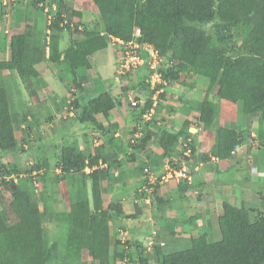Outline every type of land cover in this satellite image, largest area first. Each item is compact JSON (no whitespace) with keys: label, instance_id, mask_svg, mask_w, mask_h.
Returning a JSON list of instances; mask_svg holds the SVG:
<instances>
[{"label":"trees","instance_id":"obj_1","mask_svg":"<svg viewBox=\"0 0 264 264\" xmlns=\"http://www.w3.org/2000/svg\"><path fill=\"white\" fill-rule=\"evenodd\" d=\"M43 1L27 0L29 8H26L29 14H23L18 10V19H21L22 15L25 19H30L32 17L30 15H41L43 9L39 4ZM52 1L59 5L64 0ZM92 2L100 14L104 26L103 33L89 28L80 29L79 25L86 27L83 20L78 21L73 28L71 23L64 22L62 12L56 11L47 26L51 30L48 56L45 28L34 26L33 23H27L25 32L10 37L7 59L1 58L0 37L1 151L15 152L19 144L12 117L15 112L11 109L9 98L10 91L15 86H12L7 78L17 76L23 87L31 90L38 85L39 72L36 65L42 61L47 60L51 65L58 67L65 64L72 74H76L80 68L89 69L92 66L91 56L107 48L112 37L125 42L136 38L138 42L152 44L160 60L167 65L159 69L162 81L177 82L180 75L185 73L188 76L197 75L207 82L203 97L189 101V104L193 115L203 128L214 133L213 144L206 152H197L198 136L197 133L188 131L192 122L187 115L176 132L164 126L152 129L145 125L139 137H134L138 122L132 121L135 122L134 126L125 139L132 155L136 152L144 154L141 171L146 166L150 169L153 167L151 160L154 157L163 164L166 157L179 154L176 147L180 137L189 141L192 154L185 156L188 174H192V169L196 170L200 162H206L211 157L226 159L241 146L249 143L253 134L251 129L223 123L217 103L210 98L212 93L219 99L236 104L245 119L257 117L258 135L262 137L260 126L264 124V0H92ZM74 13L81 17V11ZM4 15V8L0 7V26L5 22ZM35 25H38L37 22ZM136 30H139L137 37ZM64 31L72 37L67 47L61 50L60 42ZM74 34L80 36L73 37ZM3 70H9L10 73L3 75L1 73ZM116 83L119 84L117 79ZM77 86L80 87V82H77ZM121 95H123L121 91L114 95L113 88L108 87L89 93L81 102L75 98L70 103L76 110L74 118L78 119L80 124L92 123L108 137L107 142L113 151L106 154L107 156L118 155L125 148L122 138L114 136L118 123H108L105 126L98 122L96 116L102 114L108 117L109 111L121 104ZM49 98L50 95H47L46 100ZM151 100L145 104L141 111L142 115L151 108ZM64 105L63 98L57 103L55 110L61 112ZM33 108L34 105H26L25 110L35 118L33 124L38 125L37 110L34 111ZM53 115L55 113L48 115L50 120L54 118ZM69 129L67 121L60 122L55 129L56 134L52 137L57 148L59 138L62 139L54 165L55 169H59V173L54 176L52 184L58 185L65 180L70 186L67 212H55L54 201L49 200L51 189L47 181L45 183V176L49 171L47 157L40 160L41 164L37 163L30 167L27 174L18 171L17 166L4 165L0 175V203L4 204L3 192L7 191L10 197L8 208L17 219L13 223L7 222L0 205V264H54L61 252L62 258L78 259L79 264H86L85 253L90 255L92 264L95 261L99 264H109L110 247H117L120 243L131 244L130 246L135 249L126 255L117 252L112 255L113 260L123 258L126 264L154 262L264 264V214L259 213L252 217L253 206L250 208L243 202L238 206L226 199L222 201L223 212L217 218L220 232V238L217 240H209L208 233L204 232L192 238L188 248L173 250L152 244L141 248L135 241L132 243V240H122L120 237L114 239L110 229L111 222L117 217L129 218L130 215L124 214L120 203L109 202L106 206L102 204L101 183L109 174L108 168L96 167L88 173L85 172L86 166L92 168L98 165L100 159L107 160L102 152L104 145L96 146L94 152H91L88 146L84 153L75 139L66 136L70 134ZM59 130L68 132L61 135ZM58 132L60 135L57 136ZM24 141L26 142L25 139ZM155 144L162 150L157 156L153 151ZM181 159L175 155V158H170L169 163L172 167L180 168ZM253 161L257 166L264 168V160L259 162L255 157ZM35 169L36 171H33ZM7 176L10 178L6 180ZM39 178L43 179V189L38 195L34 193L33 181H38ZM87 178L92 181L93 208L84 190ZM75 184L80 188L77 193H74L72 187ZM177 185L180 194L178 199H182L188 189L196 190L197 194L193 195L199 198L201 187L194 179L190 184L183 180ZM152 187V202L159 210H163L168 204H174L173 198L164 199L157 194L158 183ZM136 194L145 195L144 192ZM47 218L68 225L62 251L57 240L48 239L43 226ZM119 230H114L116 236ZM147 248L149 251L144 253Z\"/></svg>","mask_w":264,"mask_h":264},{"label":"rangeland","instance_id":"obj_2","mask_svg":"<svg viewBox=\"0 0 264 264\" xmlns=\"http://www.w3.org/2000/svg\"><path fill=\"white\" fill-rule=\"evenodd\" d=\"M24 1V0H22ZM26 1V0H25ZM52 0H44L42 3V26L41 24L35 25L36 21H33L34 26L47 28V19L48 15L56 14V11L62 12V17L66 20V22L71 23L72 27L74 28L75 24L78 23V21L83 20V22L86 24V27L81 26V29H92L95 31H99L103 33L104 26L101 22L100 14L98 10L96 9L94 3L92 0H73L72 2H68V0H64L61 2V4H55ZM56 2L58 0H55ZM21 1H17L15 4H20ZM15 4H11L10 7L13 8ZM24 5V2H22ZM27 5V3H25ZM29 8L28 6H26ZM26 8V9H27ZM45 9V10H44ZM74 11H81V17L74 13ZM137 31V30H136ZM64 36L60 42V48L64 49L67 47L70 38L72 37L71 34H69L67 31H64ZM135 32V36H136ZM80 35L74 34L73 37H79ZM137 37V36H136ZM132 43L134 47L136 45H141L139 48H137L138 53L142 56L139 63L137 65V68L132 70L125 71L122 74H118L117 70L120 71V59L121 54L123 53L120 51L118 45L116 43H110L109 46L96 53L92 57L93 62V68L95 71V75H98L102 81H99L97 84L94 85V87L97 90L108 88V84H110L113 80H118L119 84L121 85L119 90L118 88L113 89V94L117 95L119 91L123 92V94L127 93L129 97L135 98L138 100L137 106H132L129 104L130 98L128 97H120L121 104L116 105L117 109L121 111L123 115V119L121 121V130L120 133L124 134L126 133L128 137L129 130L132 129L134 124H125L124 121L129 118L130 123L138 122L140 126V134L143 133L144 126L148 125L149 128L155 129L159 126H164L166 129L176 132L180 127L184 119H186L185 115L189 116L191 118V122L196 127V133H202V137L204 136L207 141H211L214 138V133L212 131L206 130L203 128V126L197 121V118L193 115V112L191 110L189 101H194L197 99H201L204 95V91L207 85V82L203 80L202 78H199L197 75L194 76H188L185 73H182L179 77V80L177 82H166V84H163L162 79H157V73H159L160 68H164L166 63L164 61H161L159 58L158 60H153L152 57H156V51L153 49L150 45H143L144 42H138L136 41V38H133ZM119 44V43H118ZM144 48H147L145 51ZM7 48H2V55L1 58H4L5 54L4 51ZM9 53V52H8ZM125 55V53H124ZM144 58V61H143ZM104 63L100 65L99 61H103ZM131 59V56L129 57ZM143 61V62H142ZM119 62V63H118ZM123 62V60H121ZM50 63V62H49ZM38 70L40 72V75L42 76L45 84L47 85L46 90L50 91V93L53 94L55 99H59L58 103L61 102V100L65 99V105L62 108V111H55L54 118L52 120L49 119V116H41L38 118L39 124H33V121L35 120L34 117L29 114V112H26V105H34V102L39 103V99L42 101V99L47 96L44 94L43 90L41 89H35L39 88L34 87V91L31 89H26L23 87L22 83L20 82L19 78L17 76H11L7 78L9 82L12 84V90L10 91V103H11V109L15 113H13L12 117H14V125H15V135L19 141L17 150L15 152H8V151H1L0 150V175L2 174V170L4 165H7L8 167H15L17 166L18 171H21L23 173H28L29 168L33 167L35 164H41L40 160L47 157L49 159L48 161V167L47 169L48 174L45 176V183L47 181L49 185L50 190V201H57L59 198L56 194V188L57 184H52L54 176L58 173L55 172V162L57 160L59 152V147L57 148V144H53L52 137L54 134H56L57 126L60 122L67 121L69 124V127L71 130L75 133L78 130V127L80 123L78 122V119H75L76 113H74L73 116H68V110H67V99L71 100L74 98L73 95L69 93V87L71 89H75L76 99H78L79 102L85 100L88 95L89 91L82 90L80 87L77 86V82L74 81V77H72L71 73L69 72L68 68L65 64L58 65H48V63L40 64L38 67ZM79 71H82L83 73L88 72L86 69H79ZM9 71H5L3 73H8ZM2 73V72H1ZM2 73V74H3ZM39 75V76H40ZM111 81V82H110ZM37 83V82H36ZM161 87V88H160ZM163 88V90H162ZM37 90V91H36ZM155 91V92H152ZM158 91V92H157ZM210 98L217 103L219 112H220V118L223 123H229L234 124L235 127H249L251 129L252 138L250 139L249 143L247 145H244L242 149H240L239 153H245L249 155H257L256 159H259L260 161L264 160V124L260 126L262 127V137H259L258 135V129H259V123L257 120V117L252 118H244L242 116V113L239 111V108L236 104L230 103L226 100L219 99L214 93L210 94ZM50 99V98H49ZM152 99V100H151ZM184 99V100H183ZM148 100L152 101V107L153 112L151 114H147L145 117L141 116V111L144 108L145 104L148 102ZM186 100V101H185ZM56 101V100H55ZM50 102V100L48 101ZM57 103V102H56ZM70 110V106H68ZM184 108V109H183ZM40 109V108H39ZM38 107L34 108L33 110H39ZM56 109V108H55ZM74 109V108H73ZM176 109V110H175ZM180 110V111H179ZM76 112V110L74 109ZM73 111V112H74ZM26 112V113H25ZM184 112V115H182ZM15 114V115H14ZM52 116V117H53ZM135 121V122H132ZM137 124V123H136ZM135 124V125H136ZM23 125V126H22ZM88 126H86L87 129H94V125L92 123H87ZM137 127V126H135ZM96 128V127H95ZM195 131V128L192 130ZM41 132V133H39ZM81 131H78V134ZM39 133V134H38ZM91 135L89 136L91 141L97 142V143H103L106 140V137L103 134H99L96 131H91ZM26 140V142L24 141ZM126 140V139H125ZM24 143V144H23ZM129 146L128 144H126ZM96 147V146H95ZM94 147V148H95ZM209 148V147H208ZM57 150V151H56ZM126 151H129V148L127 147ZM252 165H247L245 168L250 171L252 170ZM33 171H36L33 170ZM32 171V172H33ZM195 171L198 172V169ZM256 173V175H259L258 177L262 180L259 184H254V188L257 191L254 192L255 197L250 196V194L247 192L245 194H241L240 199H242L243 203L246 206H253L251 215L252 217L255 215H258L259 213L264 214V172L259 171H253ZM226 176L232 177H242L246 174L244 170L240 171H234V173L228 172L225 173ZM193 176V175H192ZM224 177V176H223ZM226 177V178H229ZM38 179V178H37ZM42 179V178H41ZM39 178L38 182L40 183V186L38 190L34 193L40 194V192L43 189V179L41 180ZM47 179V180H46ZM194 179V177H193ZM218 179V178H216ZM240 181H244V179H240ZM66 182V181H65ZM157 182V181H156ZM50 183V184H49ZM67 183H61L60 188H62L64 192V203L63 206L69 204L68 201V187L66 186ZM146 186H148L147 182L145 183ZM46 186V184H45ZM250 188V187H249ZM152 192H150L151 194ZM2 198H4V204H1L3 213L5 214L6 220L9 223H13L16 221L17 217L13 213L11 209L8 208V199L9 193L7 191L3 192ZM61 200V197H60ZM238 200V199H237ZM235 201L239 204L240 200ZM234 203V202H233ZM235 203V204H236ZM62 206V207H63ZM40 207H42V204L40 203ZM61 208V207H60ZM65 212V211H63ZM43 226L45 227L47 231V236L49 240H57L60 243V251L64 249V242L65 238L68 232V225L66 223H56L52 221L51 219H45L43 222ZM218 227V226H217ZM211 235L209 236V240H217L220 238V235ZM123 237L127 239V234L123 233ZM62 253V252H61ZM58 254V258L55 261L54 264H79L78 259H71V258H62V254ZM84 257L86 258V264H92L90 255L85 253ZM119 262L118 264H123ZM96 264H99L98 262ZM115 264V263H114Z\"/></svg>","mask_w":264,"mask_h":264},{"label":"crops","instance_id":"obj_3","mask_svg":"<svg viewBox=\"0 0 264 264\" xmlns=\"http://www.w3.org/2000/svg\"><path fill=\"white\" fill-rule=\"evenodd\" d=\"M18 0H15L12 2L15 4ZM21 1L20 4L15 6L13 8L4 7L0 3V7L4 8V17L5 22L3 25L0 26V37H1V50L2 48H7L4 51V58L7 59L9 57V43H10V37L13 34L23 33L25 32L27 23L32 24L33 21H36L37 24H41L42 26V17L39 14L36 15H30L32 16L30 19H25L22 15L21 19H18L17 12L18 10H21L23 14L27 13V9L25 3L26 1ZM24 2V5L22 4ZM10 12V16L8 17L6 15V12ZM29 14V12L27 13ZM1 23V21H0ZM63 50L62 48H60ZM106 49V48H105ZM104 50V49H103ZM102 51V50H100ZM98 51V52H100ZM96 52V53H98ZM94 53L91 56V63L92 66L89 69H86L88 72L85 71L83 73L82 71H79V69L76 71V74H71L72 77L76 78L77 82H80V88L82 90H87L89 93L98 92L94 85L97 84L99 81H102V79L95 75V71L93 68V62L92 57L96 54ZM2 55V51H1ZM100 65L104 63L103 61H99ZM48 63L50 66L51 63L49 61L45 60L36 65V68L40 64ZM81 69V68H80ZM38 70V68H37ZM9 71V70H3V72ZM39 72V70H38ZM8 73H3V75H8ZM40 75V72H39ZM38 85L39 88L35 89H41L43 90L44 94L50 95V102L46 100L47 98H43L42 101L39 99V103L34 102V107L37 108L35 105H38L37 112V118L41 116L48 117V115L55 113V108L58 103L59 99H55L52 93L48 91L47 85L45 84L42 76L40 75L38 78ZM111 82V81H110ZM38 85L36 87H38ZM109 87L119 88L121 85L116 83V80H113L110 84H108ZM34 91V88L32 89ZM101 90V89H100ZM37 91V90H36ZM129 97L127 93L121 95V97ZM53 98V99H52ZM52 99V100H51ZM56 100V101H55ZM57 102V103H56ZM34 109V108H33ZM51 112V113H49ZM32 116V115H31ZM98 122L102 123L103 125H107L108 123H118V128L115 132V137L122 138V144L125 150H123L122 153L118 155L113 156H107L108 154H111L113 149L112 146L107 142L104 141L103 143H97L94 141H91L92 138L89 136L92 134L91 131H96L97 133H102L100 129H98L96 126H94V129H85L87 123H81L78 127L77 132H73L71 134V128L69 129V137H72L78 142V145L80 149L85 153L86 148L89 146V149L91 152H94V147L98 145H104L102 148L103 154L106 156L107 160L100 159L98 162V165L94 167H85V172L88 173L92 169L96 167L100 168H108V176L104 180H102V204L103 206H106L109 202H117L120 203L122 206V210L124 214L130 215L129 218L125 217H117L111 222V233L114 239H119V236H116L114 234L115 229H124L125 233L127 234V239L125 240H132L136 242V245H140L141 248H143L145 245L152 243V246H158V247H168L172 248L173 250H182L186 249L191 245V239L194 237H197L201 233L207 232L208 237L211 235H220L219 229H218V222L217 218L218 216L223 212L222 210V201L223 200H230L234 204L235 201L238 199L240 200L239 204L236 203V205H240L243 201L240 199L241 194L249 193L250 196L255 197V193L257 191L254 188V184H259L262 182V178L260 179L256 175V173L252 172L251 170L248 171L245 166L246 164L249 165L252 162V159L255 158L257 155H249L242 153L240 154V149L243 148L241 146L236 152H234L230 157L226 159H213L210 158V160L206 162H200V166H198L196 169H198V172L192 169V175L194 177V182L198 184L201 187L200 190V196L199 198H196L194 193L197 194V191L194 189H188L182 199H178L179 194V187L178 183H176L174 180H171L167 183H158V182H152L148 175L144 173V171L140 170V167L142 166V161L145 159L144 154L134 153L132 155V152L130 150V147L127 146V142L125 140V137L127 136L126 133L121 134V121H122V113L120 110L117 109V107L113 108L109 111L108 117H104L102 114H98L97 116ZM125 124H128L129 126V118L124 121ZM39 122H37L38 124ZM23 126V125H22ZM137 127L139 124L136 125ZM96 127V128H95ZM140 127V126H139ZM198 130V129H197ZM61 131V135L65 134L68 131L65 130H59ZM78 131H81L78 134ZM41 133V132H39ZM38 133V134H39ZM60 135V133H57V136ZM198 136L197 140V150L201 152H206L208 150V147H210L213 142L214 138L210 141H207L205 137H202V133L196 134ZM135 136V135H134ZM106 140L108 139L107 136ZM59 138V137H58ZM62 139L59 138L58 147L61 146ZM127 147L129 148V151H126ZM154 154L159 155L161 153V148L155 144L153 146ZM178 150V145L176 147V152ZM57 151V150H56ZM59 151V150H58ZM58 154V152H57ZM107 154V155H106ZM171 156V155H170ZM169 158H175V155L172 154L171 157H166L163 161V164L158 162L157 158H153L151 160V164H153V167L151 168V171L154 175H157L164 171V166L166 163V160ZM259 160V159H258ZM250 162V163H249ZM145 166V165H144ZM257 167V166H256ZM259 169V172H264V168L257 167ZM257 168H254V171H257ZM244 170L246 174L242 177H229L226 176L225 173L231 172L234 173V171H240ZM55 172L59 173V169L56 168ZM224 176V177H223ZM229 177V178H226ZM218 178V179H216ZM244 179V181H240V179ZM147 182L148 186L145 185ZM61 183H67L62 181L58 184L56 188V194L59 198L57 201H54L53 203V209L55 212L62 213L63 211L67 212L69 210V204L68 206H63L62 203H64V192L62 188H60ZM158 183L159 187L157 190V194L164 199L166 198H173L174 204H168L163 210H159L155 204L152 202V196L150 192H152V185ZM66 186L69 189L68 183ZM74 193L78 192L77 184L73 185ZM250 187V188H249ZM84 190L87 198L90 201V205L93 208V187H92V181L90 178H87L85 180L84 184ZM254 191V192H253ZM144 192L145 195L138 196L136 193H142ZM68 193V190H67ZM258 195V193H257ZM61 197V200H60ZM237 200V201H238ZM68 201H70V195L68 193ZM63 206V207H62ZM61 207V208H60ZM114 213V212H112ZM59 223L55 221V224ZM126 238V237H125ZM131 244H124L120 243L117 247L111 246L110 247V262L109 264H118L123 260V258H117L115 260L112 259V255L117 253H125L129 254L130 252H134V247L130 246ZM151 250V249H150ZM148 252L149 249L144 250V253ZM97 261H95L94 264H96ZM123 263V261H122ZM153 264H157L154 262Z\"/></svg>","mask_w":264,"mask_h":264},{"label":"built area","instance_id":"obj_4","mask_svg":"<svg viewBox=\"0 0 264 264\" xmlns=\"http://www.w3.org/2000/svg\"><path fill=\"white\" fill-rule=\"evenodd\" d=\"M15 0H0V3L2 6L4 7H9L12 2H14ZM40 6L43 5V3L39 4ZM45 10V9H44ZM6 15L9 17L10 16V12L7 11ZM52 20V15H48V19H47V25H49L51 23ZM64 22H66V20H64ZM47 33H49V28L47 29ZM136 34H139V30L136 31ZM111 43H116L118 45L120 51H122L123 53L121 54V58L120 59V72H125L128 71L130 69L134 70L137 68V65L141 62V55L138 53L137 48H139V46L141 45H136L134 47V45L132 43H134L133 41H129V42H125L119 38H115L112 37L111 38ZM119 43V44H118ZM144 46L146 45H150L148 43H142ZM151 46V45H150ZM145 51L147 50V48H144ZM125 53V55H124ZM131 56V59H129V57ZM153 60H158V57L156 55V57H152ZM121 60H123V62H121ZM144 61V58H143ZM142 61V62H143ZM160 74L157 73V79L159 80L160 78ZM73 90V89H72ZM132 106L137 105V101L132 98L130 101ZM72 113V112H71ZM185 145V144H184ZM184 155L186 156H191V152L190 149H186V151L184 152ZM144 173H146L148 175V177L150 178V180L154 183L156 181H158V183H167L171 180H174L176 183H180L181 181H186V183L190 184L193 182V176L192 174H188V165H187V159L183 158L181 161V167L180 168H175L172 167L171 163H169L168 161L165 163L164 166V172L159 176V175H154L152 173V171L150 170V168L148 166H146L144 168ZM6 180L10 178V176L5 177ZM0 184H1V179H0ZM33 185L35 187V191L38 190L40 183L36 180L33 181ZM123 233L124 230H119L118 231V236L122 239L125 240V238L123 237ZM150 245L152 243H149ZM123 264H126L125 259L123 260Z\"/></svg>","mask_w":264,"mask_h":264},{"label":"clouds","instance_id":"obj_5","mask_svg":"<svg viewBox=\"0 0 264 264\" xmlns=\"http://www.w3.org/2000/svg\"><path fill=\"white\" fill-rule=\"evenodd\" d=\"M80 29H81V25H79L78 26ZM47 29L48 28H46V30H45V32H46V34H45V36H46V55L48 56V51H49V48H48V43H49V33H51V30L49 29V33H47ZM132 41V40H131ZM137 41V40H136ZM110 43H111V41H110ZM144 43H147V42H144ZM141 44V43H140ZM148 44H150V43H148ZM151 46H152V44H150ZM109 46V45H108ZM153 47V46H152ZM153 49H154V47H153ZM155 50V49H154ZM156 51V50H155ZM156 55H157V51H156ZM157 57H158V55H157ZM159 58V57H158ZM160 59V58H159ZM120 62V61H119ZM118 62V63H119ZM117 73L118 74H122V73H124V72H120V71H118L117 70ZM72 74V73H71ZM160 74V73H159ZM160 78H161V76H160ZM74 81L76 80V78H74L73 79ZM76 82H77V80H76ZM161 82H163V84H166V82L165 81H161ZM162 90H163V88H162ZM158 92V91H157ZM69 93L71 94V95H73L74 96V98H72L71 100H69V99H67L66 100V102H68V103H66L67 104V108H68V105L70 106V110L68 109V115H70V116H73L74 115V113H75V111H74V109H73V106L72 105H70V103L72 102V100H74L76 97V94H75V89H74V87H73V90L71 89V87H69ZM131 99H132V97H130V101H131ZM135 99V98H134ZM136 100V99H135ZM137 101V104H138V100H136ZM131 104V103H130ZM154 104V103H153ZM152 104V105H153ZM74 111V112H73ZM72 112V113H71ZM153 112V107L151 106V108L146 112V113H143V117H145L147 114H151ZM195 128V131H192L193 129ZM196 127H194V125L193 124H191L189 127H188V131H190V132H192V133H195L196 134ZM140 127L138 126L137 127V131L135 132V136L134 137H139V134H140ZM189 141H187V140H185L183 137H180V139H179V142H178V152H179V154L177 153V154H174V155H178V157H180V158H185V156L186 155H184V152L186 151V149H190V146H189ZM185 144V145H184ZM198 153H200L199 151H197ZM202 153V152H201ZM192 155V154H191ZM211 158H213V159H217V158H215V157H211ZM181 159V160H182ZM169 160H170V158L169 159H167L166 160V162L168 161L169 162ZM250 163V162H249ZM249 165H252L253 167H252V170L254 171V168H257L258 166L255 164V162L253 161V159H252V162L249 164ZM257 166V167H256ZM151 170V169H150ZM164 170V169H163ZM251 170V171H252ZM257 171H259V169L257 168ZM164 171H162L161 172V174L163 173ZM261 172H262V170H261ZM160 174V175H161ZM157 175H159V174H157ZM158 182V181H157Z\"/></svg>","mask_w":264,"mask_h":264}]
</instances>
